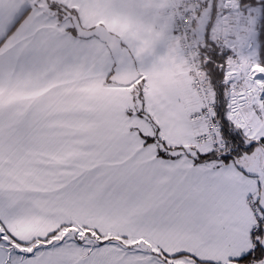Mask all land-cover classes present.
I'll list each match as a JSON object with an SVG mask.
<instances>
[{
  "label": "snow or ice",
  "instance_id": "obj_1",
  "mask_svg": "<svg viewBox=\"0 0 264 264\" xmlns=\"http://www.w3.org/2000/svg\"><path fill=\"white\" fill-rule=\"evenodd\" d=\"M0 264H264V0H0Z\"/></svg>",
  "mask_w": 264,
  "mask_h": 264
}]
</instances>
